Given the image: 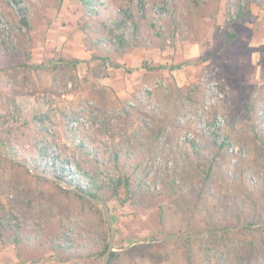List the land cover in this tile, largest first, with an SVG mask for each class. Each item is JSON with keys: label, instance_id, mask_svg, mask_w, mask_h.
<instances>
[{"label": "rangeland", "instance_id": "1", "mask_svg": "<svg viewBox=\"0 0 264 264\" xmlns=\"http://www.w3.org/2000/svg\"><path fill=\"white\" fill-rule=\"evenodd\" d=\"M141 1L136 46L110 54L123 66L54 70L34 65L89 59L100 20L118 17L122 0H99V14L81 0H0V135L13 156L0 154V213L22 236L0 231L1 263L102 264L93 254L109 235L104 209L55 183L50 157L46 171L34 164L47 148L93 188L129 176V191H99L114 264H264L261 233L210 250L205 237L236 220L234 203L246 216L264 211V0ZM239 4L251 15L230 22Z\"/></svg>", "mask_w": 264, "mask_h": 264}, {"label": "trees", "instance_id": "2", "mask_svg": "<svg viewBox=\"0 0 264 264\" xmlns=\"http://www.w3.org/2000/svg\"><path fill=\"white\" fill-rule=\"evenodd\" d=\"M15 3L20 4L23 0H13ZM135 0H122L120 4V15L118 17H111L110 19H102L100 20L102 30L98 32L96 38L90 40V46L93 50L91 57L89 59H80L77 57H67V56H59L58 58H48L45 62L41 64H35L34 68H40L42 66L51 67L52 69H76L82 63H90L94 60H102L109 61L110 65L114 68H119L123 66L116 59L112 58L110 54H116L120 57H123L126 53L131 51L136 46V39L138 34V24L135 19V12L138 11L140 15H143L144 12V2L141 0H137L136 5L134 6ZM206 0H192V4L194 7H200L201 3ZM83 7L87 10H91L99 14L98 10H93L91 7L96 6V4H103L99 2V0H81ZM251 15V9L249 5L241 6L238 5L237 12L235 16L229 21L240 23L243 19L248 18ZM24 22V19L22 20ZM229 24V22H228ZM235 37V33L232 30L228 31L227 39H232ZM3 47L5 48L7 54L14 55L16 52V48L13 44L8 43L7 41H3ZM99 50H103L106 54H102L98 52ZM12 61H15L16 58L13 56ZM199 61V60H198ZM187 63H191V61H187ZM159 67V66H157ZM156 67V68H157ZM181 67V64L176 66H172L171 68ZM155 68V67H154ZM0 142L5 146L9 147V140L5 139V137L0 135ZM83 146V145H81ZM222 145L220 144V147ZM117 156V154H116ZM209 176V172L206 174ZM56 183V182H55ZM131 184V180L128 175H118V176H110L107 174L106 176V184L105 185H96V188H91L88 190H84L87 193L92 194L93 196L100 198L104 201H107L106 197L101 195L99 192L103 186L108 187L111 191L113 197L119 195L122 189L129 191ZM73 194L82 201H86L89 203H93L90 200L84 198L83 196L77 194L73 190H71ZM233 210H235L236 220L229 219V222L224 225H214L206 227V232L208 234L205 237H208V241L210 242V248L212 249L213 245H218V238H226L229 235H255V233H261L264 238V211L261 209H257V211L249 216L243 207V211L237 207L234 203L232 204ZM256 210V208H255ZM2 211V210H1ZM249 213V211H248ZM13 216H9L7 212L3 211L0 213V231H14V235H9L6 237L7 242H16L20 243L22 240V236L18 234L20 231V226L18 222L12 223ZM106 229L110 232V229L106 223ZM202 232V231H201ZM109 235L106 234L103 238V245L100 250L95 252L93 255L95 258H103L105 250L107 248ZM252 244L253 243H249ZM253 249V247H250ZM250 251V249H249ZM118 258V254L116 251H112L108 264H114L115 260Z\"/></svg>", "mask_w": 264, "mask_h": 264}, {"label": "water", "instance_id": "3", "mask_svg": "<svg viewBox=\"0 0 264 264\" xmlns=\"http://www.w3.org/2000/svg\"><path fill=\"white\" fill-rule=\"evenodd\" d=\"M0 154L5 155V156H9V157H13L11 152L8 150V148L1 142H0ZM20 161L25 164V161H23V160H20ZM54 181L58 185H61L67 189L73 190L74 192H76L77 194H79V195L83 196L84 198L90 200L91 202L99 204L103 207L104 214H105V221H106V223L110 229V232H109V239H108V243H107V248H106L105 253L103 255V258H102V264H108L111 252L114 251V249H115L114 243H115L116 228L113 225L111 213H110L109 206H108L107 202L100 199V198L93 196L90 193H87L86 191H84L83 189H80L77 186H74V185L68 183L63 178L55 176Z\"/></svg>", "mask_w": 264, "mask_h": 264}, {"label": "built area", "instance_id": "4", "mask_svg": "<svg viewBox=\"0 0 264 264\" xmlns=\"http://www.w3.org/2000/svg\"><path fill=\"white\" fill-rule=\"evenodd\" d=\"M80 143H82V142H80ZM84 146H85V144H84ZM46 150L47 151H45L43 154L37 155V158H35L34 164L36 166L40 167L44 171L51 168L54 177L56 176V177L63 178L68 183H70L74 186H77L80 189L88 190V189L92 188L91 186H89V184L84 182L83 178H80V176L78 177V175L75 172L71 171V169L69 168L70 166L67 164L66 161L65 162L59 161L60 158L58 156V153H56L55 151H51L50 149H47V148H46ZM47 157L51 158V161L49 163L50 168H48L46 166V158Z\"/></svg>", "mask_w": 264, "mask_h": 264}, {"label": "crops", "instance_id": "5", "mask_svg": "<svg viewBox=\"0 0 264 264\" xmlns=\"http://www.w3.org/2000/svg\"><path fill=\"white\" fill-rule=\"evenodd\" d=\"M136 59H138V55H136V53L134 52L133 54H131V55H129L127 58H126V60L125 61H127V64L128 65H133V61H135ZM145 66V65H144ZM144 66H139V67H137L136 69H138V71H140V70H143L144 68ZM143 68V69H142ZM0 264H3V263H1L0 262Z\"/></svg>", "mask_w": 264, "mask_h": 264}]
</instances>
